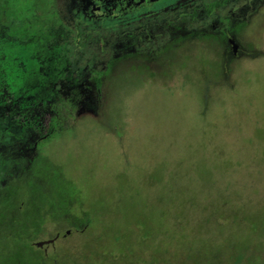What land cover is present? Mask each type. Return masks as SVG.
Masks as SVG:
<instances>
[{
  "label": "rangeland",
  "instance_id": "374dc122",
  "mask_svg": "<svg viewBox=\"0 0 264 264\" xmlns=\"http://www.w3.org/2000/svg\"><path fill=\"white\" fill-rule=\"evenodd\" d=\"M215 1L87 20L75 0H0V31L51 35L53 66L72 61L38 115L18 101L36 60L0 33L24 69L0 117V264H264V0ZM115 59L101 100L74 102L66 87ZM53 109L62 130L20 137L44 136Z\"/></svg>",
  "mask_w": 264,
  "mask_h": 264
},
{
  "label": "trees",
  "instance_id": "16d2710c",
  "mask_svg": "<svg viewBox=\"0 0 264 264\" xmlns=\"http://www.w3.org/2000/svg\"><path fill=\"white\" fill-rule=\"evenodd\" d=\"M225 1H215L214 3L209 5V12H212L213 10L220 8ZM83 18V17H82ZM81 18V19H82ZM227 20V19H226ZM2 20L0 19V22ZM84 19L81 20V22H83ZM229 21V19L227 20ZM230 23V21H229ZM230 25V24H229ZM227 25L226 27H224L223 29H226V31L224 30H220L221 35L225 38L228 39L230 36L233 37V29ZM50 29V27H48V30ZM3 33L5 34L4 36H8L10 39H14L18 38V42L24 46L26 48V52L29 53L30 55L33 56V58H35L36 60V67L37 69L41 70L39 72V70L36 72L35 75H33L32 73V78L30 82L32 85L26 87L25 91H30L27 93H30L29 96H25L24 92L21 91L20 94V99L18 100L19 103H23L27 110H30L32 107L33 111L38 112V115H41L42 111L44 110V108L46 107V103L45 100L46 98L43 97V94L45 92V88L48 89L47 91L49 92L48 96L50 95H55V93L57 91H59L60 88V82H63L62 77H64V72H66V65H70V59L68 57H63V63L62 65H60V68H55L54 62H56L57 60H61L62 58H60L59 54H61L62 50H55V52H53L52 54H48V52H46V55L44 54V45H42L44 42H46V40H50L51 39V35L46 36L45 38H37V36L35 35V30H34V34H30V35H21L16 37V35L10 33L8 34V31L6 29V26H3ZM227 32L229 33V37L227 35ZM8 34V35H7ZM3 36V37H4ZM50 61L49 64L51 65L50 69L48 71H46L43 67V63L41 62L42 60H44L45 57H50ZM4 59L3 57L0 58V72L2 71V73L0 74L1 77H3V80L5 79L3 85L0 84V117H5L8 118L9 114V108H10V104L12 103V100H10L8 96H10L12 93H15V91L19 90L20 85L18 88H15V83L14 80L9 79L8 77H15V76H21L24 73V69L21 71L22 67H13V65H11L9 62H7L6 60H1ZM41 60V61H38ZM119 62V60L115 59L109 62V64L107 65V67L105 69L102 70H94L92 72V76L88 77V80L84 81L85 83L81 82L78 84H70L69 86L66 87V90L70 92V94H73L72 98H74V102H81L82 100H84L86 97H90V95L94 94V96L97 98V100H101L102 98V91L103 88L110 82V76H112L114 69L117 65V63ZM36 69V68H35ZM64 70V71H63ZM15 75H14V73ZM27 78V77H26ZM65 80V79H64ZM87 83V84H86ZM26 86V84H24ZM4 88V91H2V89ZM65 88V87H64ZM24 90V89H22ZM32 94L37 95V99L39 100V103L35 106L32 105ZM51 99V98H50ZM49 99V101H50ZM47 113V112H46ZM60 120V117L58 116V112L53 109V112L50 116V119L48 121V125H49V129H48V133H47V138H51V136L53 135V133L55 132V130H62V128L59 126L58 121ZM19 131V134H24L21 135L20 137H24L26 139V142L29 143V141L31 142H36L38 141V139H40L41 133H38L36 130H17ZM17 142H19L23 147H26L21 141L20 139H16Z\"/></svg>",
  "mask_w": 264,
  "mask_h": 264
},
{
  "label": "flooded vegetation",
  "instance_id": "af4514ba",
  "mask_svg": "<svg viewBox=\"0 0 264 264\" xmlns=\"http://www.w3.org/2000/svg\"><path fill=\"white\" fill-rule=\"evenodd\" d=\"M148 1L152 0H75L77 12L80 14V17L86 18L87 20L89 17L98 18L106 17V15H109L110 13H123V11H126L129 7L132 8L133 6H138L139 4L143 5ZM222 30L226 31V29ZM0 33H3V31H0ZM227 35L229 37L228 32ZM231 38L233 39L231 36L228 39L231 40ZM47 133L40 139L47 138ZM67 234L68 232L66 233V236ZM56 239L57 238H55L54 241Z\"/></svg>",
  "mask_w": 264,
  "mask_h": 264
},
{
  "label": "water",
  "instance_id": "95a60500",
  "mask_svg": "<svg viewBox=\"0 0 264 264\" xmlns=\"http://www.w3.org/2000/svg\"><path fill=\"white\" fill-rule=\"evenodd\" d=\"M230 48H231L232 54L234 56L237 55L238 45H237V43L235 42L234 39L230 40ZM53 242H54V239H51V240H48V241H41V242L36 243V246L37 247H42V246H44L46 244H52Z\"/></svg>",
  "mask_w": 264,
  "mask_h": 264
}]
</instances>
